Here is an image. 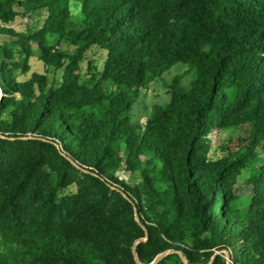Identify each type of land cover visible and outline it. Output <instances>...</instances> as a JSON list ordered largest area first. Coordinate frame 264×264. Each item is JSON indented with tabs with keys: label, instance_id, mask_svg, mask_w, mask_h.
<instances>
[{
	"label": "trees",
	"instance_id": "obj_1",
	"mask_svg": "<svg viewBox=\"0 0 264 264\" xmlns=\"http://www.w3.org/2000/svg\"><path fill=\"white\" fill-rule=\"evenodd\" d=\"M0 93V264H264V0H0Z\"/></svg>",
	"mask_w": 264,
	"mask_h": 264
},
{
	"label": "rangeland",
	"instance_id": "obj_2",
	"mask_svg": "<svg viewBox=\"0 0 264 264\" xmlns=\"http://www.w3.org/2000/svg\"><path fill=\"white\" fill-rule=\"evenodd\" d=\"M80 5L73 4V12L75 15H78L80 12ZM41 24L37 23L34 18L29 17L23 21H17L14 23V27L21 31H26L27 26L34 27L35 25ZM4 39V38H3ZM51 44L57 50H65L68 48L67 41L65 39H59L56 37H51ZM32 56L29 59L30 69L29 73L24 78L30 77L35 72H44L46 70V64L41 59V53L36 43H33ZM107 57L106 51L102 50L100 47H93L88 50L86 54V59L81 63L82 73L86 74L89 69V61L97 64L102 68L105 59ZM187 68V65L184 63H176L169 70L165 71L162 77L154 81L147 89H141L139 97L137 98L134 108L132 111V119L136 122L145 123L146 120L151 116L153 111V106L158 103H164L168 99V87L167 83H170L174 76L183 72ZM63 71H59L58 77H61ZM189 78L185 79V84L188 85ZM1 94V93H0ZM214 146L216 145V135H211ZM130 184H134L135 181L132 178H129ZM238 192L241 195V207L248 205V201L252 196V190L250 186L241 184L238 187ZM227 259H229L228 253H226ZM229 263H231L229 261Z\"/></svg>",
	"mask_w": 264,
	"mask_h": 264
},
{
	"label": "water",
	"instance_id": "obj_3",
	"mask_svg": "<svg viewBox=\"0 0 264 264\" xmlns=\"http://www.w3.org/2000/svg\"><path fill=\"white\" fill-rule=\"evenodd\" d=\"M136 216H137V214H136ZM140 240H145V239H144V238H141V239H139V241H140ZM135 244H136V243H135ZM133 252H134L135 258H136V260H137V263H138V264H144V263L141 262V260L139 259L138 255H137V252H136V249H135V245H134V247H133ZM168 253H169V252L167 251V252H163V253L159 254V255L154 259V261H153L152 263H150V264H157V263H158L160 260H162V259H163ZM181 257H182L183 261H184L185 263L188 264V261H187L186 257H185L183 254H181ZM229 264H230V263H229Z\"/></svg>",
	"mask_w": 264,
	"mask_h": 264
}]
</instances>
